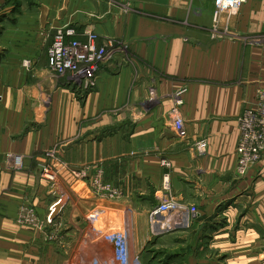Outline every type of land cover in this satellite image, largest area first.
<instances>
[{
  "label": "crops",
  "instance_id": "0c3cea01",
  "mask_svg": "<svg viewBox=\"0 0 264 264\" xmlns=\"http://www.w3.org/2000/svg\"><path fill=\"white\" fill-rule=\"evenodd\" d=\"M14 1L0 2V264L123 262L113 244H92L104 239L95 224L108 207L124 209L138 255L165 235L151 234L148 213L166 173L173 194L198 201L189 227L206 228L210 249L228 264H264V156L239 176L235 152L237 118L264 89V0L218 23L214 0ZM44 21L48 33L73 24L81 40L88 30L98 45L121 44L89 89L49 68ZM15 156L21 169L7 167ZM84 166L102 168L124 198L108 203L71 176ZM61 198L46 234L15 223L24 200L44 219Z\"/></svg>",
  "mask_w": 264,
  "mask_h": 264
},
{
  "label": "rangeland",
  "instance_id": "374dc122",
  "mask_svg": "<svg viewBox=\"0 0 264 264\" xmlns=\"http://www.w3.org/2000/svg\"><path fill=\"white\" fill-rule=\"evenodd\" d=\"M33 1V3L37 4L41 2V0ZM0 2L12 3L15 1L0 0ZM50 23L51 21H44L43 26H41L40 34L44 35L46 38V44L49 43L50 37L53 36V30L54 32L56 30V28H52L50 29L49 33L46 31ZM44 31L48 34H45ZM107 42L108 41L105 43ZM107 46L108 47L106 49L108 54V62L111 51L120 47L121 44L112 42L111 45L108 44ZM2 53V50H0V55ZM107 62L101 65L100 70ZM81 88L84 89L83 85H81ZM6 157V160L11 161L9 154ZM14 158L15 157H13L11 163L7 164V167L14 170L21 169L23 167L22 157L21 164L19 166L13 164ZM166 166H169V164ZM90 167L91 166H84L82 168L79 167L78 169L71 170L70 174L76 179H88L87 186L92 191V193L97 197L106 200V202L109 203L110 201H121L125 196L124 190L119 186L113 185L109 180H106L102 168H97L94 172H90ZM165 175H167L168 178L167 182H165L164 179ZM236 175H238L237 172ZM189 200H186L181 196L178 197L173 194V192H171V188L169 186V177L166 173L163 177L161 193L158 195L157 204L148 213V222L151 234L154 236L165 234L163 239L158 240L156 239L157 237H155L153 240L145 244L138 255H133L130 252L131 250L129 249V245L127 243L125 221L126 213L124 212V209L118 208V211H116L113 207H108L107 210L104 211L105 213L103 214V220H101V222L98 221L95 224L99 230V232H97L99 236L97 237L99 239L104 237V239L99 240V242H92V244H104L105 242L113 244L115 247L117 261H120L121 258L126 256L125 254L127 253L131 259L134 257V260L129 259L130 264H228L226 260V251L222 250L220 246H215V249L209 248L208 243L205 240V233L207 232L205 227L203 228L197 224L193 228L189 227L191 225L190 222L195 219L196 215L198 214L199 207L197 200H194L193 198ZM31 203L32 202L29 200H24V202L18 206L14 221L19 226H25L37 233L46 234L47 227L50 224V215L44 219L40 218L35 206ZM164 203L169 204V206L166 207V210L157 211V209H159ZM158 220L162 222H168L167 225H170V227H162L161 230L156 229L155 222ZM95 228L96 227L89 228V230L85 232L86 237H89V235L92 236L93 233H95ZM53 232L49 231L48 234L50 236L57 235V233L53 235ZM57 232H59L58 229ZM86 252L89 253V251ZM82 258V256H79V260Z\"/></svg>",
  "mask_w": 264,
  "mask_h": 264
},
{
  "label": "built area",
  "instance_id": "2783aa9c",
  "mask_svg": "<svg viewBox=\"0 0 264 264\" xmlns=\"http://www.w3.org/2000/svg\"><path fill=\"white\" fill-rule=\"evenodd\" d=\"M131 2L132 0H123ZM247 0H214L213 20L218 23L223 15H231ZM85 39H79L75 26L65 24L56 28L47 49L51 70L60 75L69 74L76 82L89 89L95 81L102 64L107 62V45H97V34L84 30ZM264 39V38H263ZM27 63V62H26ZM180 96V92L177 97ZM177 103H181L180 97ZM239 139L236 146V172L245 175L248 169L261 160L264 155V89L258 91L254 107H245L237 118ZM175 132L184 137L183 121L178 116L173 121ZM205 146V141L198 142ZM13 164L19 166L21 157L15 156ZM162 165H168L165 161ZM167 182V175H165ZM169 204L164 203L157 211L166 210Z\"/></svg>",
  "mask_w": 264,
  "mask_h": 264
},
{
  "label": "water",
  "instance_id": "95a60500",
  "mask_svg": "<svg viewBox=\"0 0 264 264\" xmlns=\"http://www.w3.org/2000/svg\"><path fill=\"white\" fill-rule=\"evenodd\" d=\"M65 203V199L61 198L52 208L49 218L53 219L60 211Z\"/></svg>",
  "mask_w": 264,
  "mask_h": 264
},
{
  "label": "bare ground",
  "instance_id": "6f19581e",
  "mask_svg": "<svg viewBox=\"0 0 264 264\" xmlns=\"http://www.w3.org/2000/svg\"><path fill=\"white\" fill-rule=\"evenodd\" d=\"M129 259H131V257L130 256H128L127 257V259H126V257H125V259L123 260V262H117V264H130V260ZM131 260H134V257H132V259ZM133 262V261H132ZM115 262H113V264H114Z\"/></svg>",
  "mask_w": 264,
  "mask_h": 264
}]
</instances>
